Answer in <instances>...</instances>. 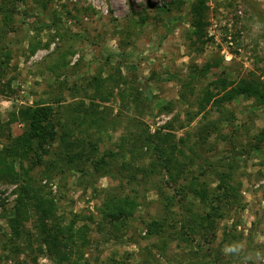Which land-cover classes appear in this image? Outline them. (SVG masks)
I'll list each match as a JSON object with an SVG mask.
<instances>
[{
	"label": "rangeland",
	"instance_id": "rangeland-1",
	"mask_svg": "<svg viewBox=\"0 0 264 264\" xmlns=\"http://www.w3.org/2000/svg\"><path fill=\"white\" fill-rule=\"evenodd\" d=\"M49 1V12L56 11L68 29L87 34L90 40L63 41L57 36L54 40V30L34 31L35 0L17 2L16 7L8 0L15 19L7 30L0 23V61L6 59L4 52L10 53L9 61L0 68V150L10 143L9 135L24 131L11 114L59 97L62 102L54 104L59 108V125L89 145L96 143L98 157L118 151L124 141L120 156L125 154L130 160L135 136L157 128L174 134L176 140L186 138L187 155L201 162L196 156L206 150L209 162L221 161L220 169L234 163V179L241 183L244 207H234L219 220L214 249L221 250L231 264H264V136L260 135L264 104L241 96L226 105L229 116L212 104L204 109L200 104L215 80L255 76L264 81V0H206L201 40L188 12L196 0ZM174 22L178 24L170 30ZM31 42L37 45L35 52L30 50ZM208 64L212 67L206 71ZM8 81L10 89L1 92ZM96 83L101 92L94 87ZM145 87L154 95L155 118L142 107ZM138 151L144 153L145 149ZM52 152L54 156H47L42 166L29 171L26 165L23 173L32 176L33 183L44 191L42 195L55 199L56 216L68 223L79 214L77 225L88 223L89 244L76 247V264H178L185 263L194 251L206 249L207 239L198 238L190 246L178 234L167 236L164 243L148 234L147 224L166 214V200L159 196L155 182L125 184L95 174L85 162L64 163L65 171L59 173L64 147L55 142ZM151 154L136 164H147ZM121 161L116 167L126 174ZM16 166L20 172L18 162ZM208 174L215 182L214 173ZM24 178L21 174L20 184ZM20 184L0 177V264H70L48 255L36 225V199L30 202L28 213L24 210L30 218L23 222L22 236L14 235L9 220L15 216ZM105 190L123 197L137 195L125 197L127 205L129 199L138 204L134 217L116 226L105 223L101 212ZM181 211L176 206L170 212L169 225L179 220ZM80 254L83 258L77 259Z\"/></svg>",
	"mask_w": 264,
	"mask_h": 264
},
{
	"label": "trees",
	"instance_id": "trees-1",
	"mask_svg": "<svg viewBox=\"0 0 264 264\" xmlns=\"http://www.w3.org/2000/svg\"><path fill=\"white\" fill-rule=\"evenodd\" d=\"M26 1L12 0L15 7L17 2L24 3ZM35 2L38 15L31 17V25L34 31L54 30V40V36L63 41L90 40L87 34L74 33L68 29L56 11L49 12V0H35ZM12 11L9 8L8 0H2L0 23L6 25L5 30L10 28L9 26L15 19ZM207 11L206 0H196L188 7V12H191L193 17L195 35L200 40L205 36L203 28L206 25ZM177 24V22L172 23L170 30ZM164 37L163 35L161 40ZM35 46L37 45L31 42V52H35ZM3 55L6 59L0 61V68H3L6 60L9 61L10 58L9 51L4 52ZM211 67L212 65L208 64L205 70L207 71ZM86 80L84 79V82ZM212 84L213 88H207L200 99L201 109H204L208 104H212L211 107H215L221 113H227L224 114L225 116H229L231 112H228L226 105L241 96L257 99L264 104V81L259 77L241 78L238 81L221 78L213 81ZM10 87L11 81H8L1 92H5V88L10 89ZM94 87L101 92V85L96 83ZM141 91L143 94L142 107L151 114L152 118H155L152 91L149 87H145ZM61 102L62 100L59 97L55 102L37 103L34 106L22 107L17 113L11 114L12 119H17L23 124L24 131L20 135H9L10 143L0 150V177H7L10 182L20 184L21 174L25 176L22 180L24 183L20 184L19 187L15 216L9 220L10 227L16 237L22 236L23 222L30 218V215H26V212L29 211L30 202L36 199L33 207L37 216L36 225L38 226L40 239L47 247V253L51 258L76 264V247L89 244L87 238L90 230L88 223L77 225L81 219L79 214H74L68 223L64 217L56 216L58 207L55 199L42 195L44 191L33 183L32 176L23 173L26 165H28L29 171L34 170L44 164L47 156H54L52 145L59 142L64 147L62 161H59L60 165H58V168H60L59 173L65 171L64 163L70 165L85 162L91 164L95 174L101 177L109 176L113 179H119L125 184H136L137 186L142 185L141 182L146 184L156 183L155 186H157L159 196L164 197L166 200L164 204L166 214L153 218L147 224L148 234L158 237L162 243H164L167 236L178 234L183 240L190 242V246L198 238L208 240L204 251H194L185 263L178 261V264H231L229 260L225 259L221 250L214 249L212 243L213 239L216 238L215 230L219 220L227 217L226 214L234 207L236 209L239 206L244 207L241 204L239 192L241 183L235 180L233 176L236 170L234 163L229 162L226 169H220L221 161L220 164H218L219 162L217 164L209 162L205 157L206 150L204 155L196 156L197 159L201 158V162L195 161V158L187 155L185 146L188 140L186 138L176 140L174 134L165 133L161 128H157L154 132L147 131L145 134L135 136L134 152L133 149L129 151L131 153L130 160L127 159L125 154L120 156V152L124 151L125 148L124 141L119 144L118 151H110L107 152L108 156L98 157L96 143L89 145L85 143L86 139L73 137L68 127L64 128L59 125V108H55L54 104H60ZM81 118L84 119V117ZM228 118L230 117H227L226 120L231 121ZM260 135L264 136V130L260 132ZM205 142H207V139ZM138 148L140 150L145 149L144 153L137 152ZM148 152L152 153L149 162L137 165L136 160L143 159L144 156L149 154ZM180 153L183 155L182 159L179 156ZM188 158L189 160H187ZM120 159L122 160L120 164L128 172L126 174L116 167L118 166L116 163ZM16 162L20 165V172L16 169ZM81 168L78 170H81ZM130 169H133L134 172H129ZM209 172L214 173L212 177H214L215 182L209 179ZM153 176L161 177L158 181H153ZM213 183H216V185H213ZM105 193V200L103 201L105 207L101 211L105 223L116 226L118 223H124V220L134 217L138 204L135 199H129L130 203L127 205L126 199L137 195L126 194L125 197L128 198H125L114 190H105ZM176 206L182 208V211L177 214L180 218L179 220H173V223L169 225L170 212ZM87 219L92 221L93 217L88 216ZM170 226L175 228L176 231L172 232ZM82 258L80 254L77 259Z\"/></svg>",
	"mask_w": 264,
	"mask_h": 264
}]
</instances>
